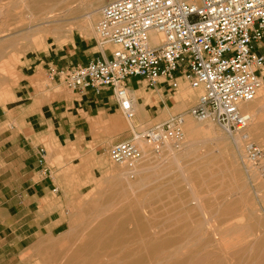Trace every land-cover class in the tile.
Listing matches in <instances>:
<instances>
[{
  "label": "rangeland",
  "instance_id": "374dc122",
  "mask_svg": "<svg viewBox=\"0 0 264 264\" xmlns=\"http://www.w3.org/2000/svg\"><path fill=\"white\" fill-rule=\"evenodd\" d=\"M36 1L0 0V98H8L22 69L32 72L44 55L62 53L76 37L95 43V11L112 0L94 8L87 3L92 0H73L67 10L64 4L58 6L57 16L51 19L37 13ZM91 10L95 14L85 18ZM39 76L36 86H57L58 81ZM182 88L178 99L188 109L201 91L187 84ZM258 94L248 104L247 112L254 119L247 131L264 148L259 143L264 142V88ZM187 117L193 124L204 122ZM211 123L209 134H199L193 141L184 130V147L172 155L179 159L176 164L169 160L172 156L158 159L141 143L145 159L132 179L108 156V148L117 140L85 157L74 145L41 139L49 164L56 168L59 187L42 209L47 207L57 218L55 224L61 225L53 234L45 231L37 238L0 239V264H57L56 253H71L81 245L85 251L81 264H264V181L250 167L245 171L231 139ZM154 126L156 121L130 122L120 112L102 141L115 135L120 141L129 140L132 130ZM70 222L74 224L71 235ZM20 224L13 225L18 228L16 235L24 232Z\"/></svg>",
  "mask_w": 264,
  "mask_h": 264
},
{
  "label": "built area",
  "instance_id": "2783aa9c",
  "mask_svg": "<svg viewBox=\"0 0 264 264\" xmlns=\"http://www.w3.org/2000/svg\"><path fill=\"white\" fill-rule=\"evenodd\" d=\"M94 33L99 46H112L110 57L49 67V79L62 81L70 90L98 94L109 89L128 121L135 116L126 86L130 78L149 86L163 78L173 91L184 81L201 90L185 113L142 132L132 130V139L108 148L110 160L127 178L136 175L145 159L141 143L160 160L182 150L187 115L214 121L231 139L245 171L250 167L264 181V148L251 140V114L241 108L264 88V56L256 51L264 41V0L107 1L98 9ZM34 157L39 166L46 165L44 146L37 147Z\"/></svg>",
  "mask_w": 264,
  "mask_h": 264
},
{
  "label": "crops",
  "instance_id": "0c3cea01",
  "mask_svg": "<svg viewBox=\"0 0 264 264\" xmlns=\"http://www.w3.org/2000/svg\"><path fill=\"white\" fill-rule=\"evenodd\" d=\"M111 50L110 45L90 44L76 37L62 53L44 55L32 72L26 74L27 69H22L19 81L12 82L8 98H0V239L37 238L45 231L53 234L61 225L55 224L57 218L47 207L42 209L51 193H58L59 187L54 178L56 168L49 164L47 151L45 166L35 161L37 147L44 146L41 139L49 138L60 146L74 145L73 149L85 152V157L91 156L92 150L96 152L113 141H120L118 135L102 141L106 128L120 114L109 89L98 94L91 90H70L62 81L47 76L49 67L86 64L97 57L107 59ZM256 51L264 56V41L256 46ZM39 75L58 81L57 86H36L41 80ZM260 75L264 78V66ZM184 85L181 81L173 91L163 78L153 86L140 78L128 79L126 86L138 105L130 122L156 121L162 125L170 117L186 112L184 101H179ZM15 222H21L22 234H15L18 231L13 228Z\"/></svg>",
  "mask_w": 264,
  "mask_h": 264
},
{
  "label": "bare ground",
  "instance_id": "6f19581e",
  "mask_svg": "<svg viewBox=\"0 0 264 264\" xmlns=\"http://www.w3.org/2000/svg\"><path fill=\"white\" fill-rule=\"evenodd\" d=\"M24 1V0H23ZM102 1L103 0H92V1H90V2H87V3H89V7L90 8H94V7H97V6H99L101 3H102ZM113 1V0H112ZM18 2V1H17ZM22 2V1H21ZM72 2H74L73 0H37L36 1V3H35V5H36V9H37V13H42L43 12V14H44V17L45 18H48V19H51V18H54L55 16H57V14H56V12H58V6H60V5H62V4H64V6H63V8H65L66 10L69 8V5L70 4H72ZM76 2V1H75ZM74 2V3H75ZM33 3V2H32ZM97 9V8H96ZM60 12H61V10H59ZM62 12H63V10H62ZM66 12V11H65ZM98 12V10H96L95 11V13H97ZM94 13V11H92L91 10V12H88V13H86L85 14V18H89L91 15H93V14H95ZM42 14V15H43ZM84 18V19H85ZM41 19V18H40ZM86 20V19H85ZM84 20V21H85ZM89 20V19H88ZM85 25H87V23H85L84 25L82 24V26H84V27H86ZM91 25V24H90ZM155 42V40H154V37H151V44H153ZM194 90H198V91H201L200 89H194ZM258 95H260V94H258ZM256 98H257V95L255 96V98L253 99V100H256ZM258 99V98H257ZM252 101V100H251ZM135 103H136V101L134 102V105H135ZM249 103H246V104H243V105H241V108L244 110V111H248V109H249V107H250V105H248ZM255 112V111H254ZM253 112V113H254ZM185 117L186 118H184V123H183V130H185V132H187L186 134H188L187 135V137L188 138H190V140H195V137L197 136V135H199V134H209V132L211 131V129L213 128V124L211 123V121H209V120H205L203 123H201V124H193L191 121H190V118L189 117H187V115H185ZM251 123H252V120L254 119L253 118V116H251ZM259 118V117H258ZM249 127V126H248ZM212 134H213V131H212ZM208 136V135H207ZM209 137V136H208ZM259 143H261V144H264V142H259ZM191 151V150H190ZM187 153H189V152H187ZM173 157V156H172ZM182 157V156H181ZM169 160H171V163L172 164H176L178 161H179V159L175 156V157H173L172 159L171 158H169ZM171 164V165H172ZM114 177V176H113ZM112 177V178H113ZM117 179V178H116ZM111 180V179H110ZM117 181H120V180H117ZM113 182H114V180H113ZM122 194V193H121ZM199 204H201V203H199ZM200 206V205H199ZM223 215V214H222ZM206 219V218H205ZM105 224V223H104ZM106 224H108V223H106ZM73 223L72 222H70L69 224H68V233L71 235V233H73L74 231H73ZM109 225V224H108ZM231 227V226H230ZM234 227V226H233ZM75 228V227H74ZM234 229V228H233ZM231 230V229H230ZM84 235V234H83ZM81 238V237H80ZM87 238H89L88 236H87ZM82 239H84V237H82ZM90 239V238H89ZM95 239V238H94ZM93 240V239H92ZM86 241V240H85ZM88 241H90V240H88ZM91 242V241H90ZM246 242V241H245ZM86 243V242H85ZM88 243V242H87ZM104 243V242H103ZM247 243V242H246ZM83 244V243H82ZM241 244V243H240ZM250 244H252V243H250ZM99 245V244H98ZM101 245V244H100ZM245 245V244H244ZM82 246V245H81ZM81 246H76L75 248H74V250H73V252H71V253H68L67 251H65L64 250V252L63 251H61V252H58V253H56V260H57V264H81V263H79V261H80V258H81V255L82 254H84V250L82 249V247ZM223 244H222V248H223ZM250 246V245H249ZM85 247V246H84ZM83 247V248H84ZM218 247V246H217ZM227 247V246H226ZM226 247H224V248H226ZM87 248V247H86ZM91 248V247H90ZM88 249L89 248H87V251H88ZM226 251V250H225ZM235 251H237V250H235ZM89 252V254H90V250L88 251ZM87 252V253H88ZM228 251H226V253H227ZM95 253H97V252H95ZM222 253V252H221ZM230 253H232V252H230ZM224 254V253H223ZM236 254V253H235ZM262 254V253H261ZM87 255V254H86ZM233 255V254H232ZM238 255H239V253H238ZM89 256V255H88ZM92 256H94V255H92ZM225 256V255H224ZM229 256H231V255H229ZM222 257H223V255H222ZM221 257V258H222ZM235 257V256H234ZM233 257V258H234ZM237 257V256H236ZM261 257H262V255H261ZM225 258V257H224ZM232 258V257H231ZM91 259H93V258H91ZM96 259H97V257H96ZM220 260V259H219ZM224 260V259H223ZM223 260H222V262H223ZM242 260V259H241ZM262 260V259H261ZM228 261V260H227ZM226 261V262H227ZM88 262V261H87ZM86 262V263H87ZM239 262V261H238ZM83 264H86L84 261L82 262ZM132 263V262H131ZM224 263H225V260H224ZM232 263V262H231ZM230 263V264H231ZM96 264H98V263H96ZM226 264V263H225ZM228 264V263H227Z\"/></svg>",
  "mask_w": 264,
  "mask_h": 264
}]
</instances>
